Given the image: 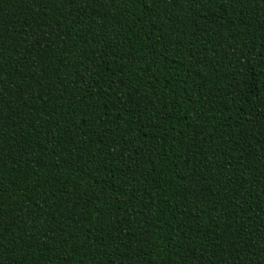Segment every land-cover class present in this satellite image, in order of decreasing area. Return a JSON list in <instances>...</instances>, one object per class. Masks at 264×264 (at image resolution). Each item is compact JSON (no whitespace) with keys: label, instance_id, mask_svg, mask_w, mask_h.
Masks as SVG:
<instances>
[{"label":"trees","instance_id":"obj_1","mask_svg":"<svg viewBox=\"0 0 264 264\" xmlns=\"http://www.w3.org/2000/svg\"><path fill=\"white\" fill-rule=\"evenodd\" d=\"M0 264H264V0H0Z\"/></svg>","mask_w":264,"mask_h":264}]
</instances>
